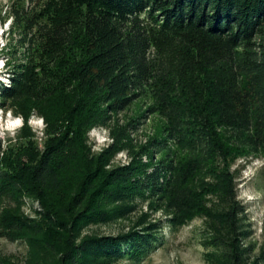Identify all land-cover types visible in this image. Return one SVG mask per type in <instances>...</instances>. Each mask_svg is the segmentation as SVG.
I'll return each instance as SVG.
<instances>
[{
	"label": "trees",
	"instance_id": "1",
	"mask_svg": "<svg viewBox=\"0 0 264 264\" xmlns=\"http://www.w3.org/2000/svg\"><path fill=\"white\" fill-rule=\"evenodd\" d=\"M42 1L31 13L13 9L27 62L0 98L32 102L56 137L38 158L11 143L5 150L0 138V202L19 205L27 195L45 224L9 210L0 219L7 235L47 231L63 245L59 264L139 262L161 243L157 224L76 242L78 228L134 208L108 210L109 201L163 197L182 213L211 195L221 232L212 255L221 264H264V249L254 255L246 242L234 168L264 156V0ZM140 98L149 100L143 118L164 121L151 146L157 156L107 169L115 144L89 158L87 130Z\"/></svg>",
	"mask_w": 264,
	"mask_h": 264
},
{
	"label": "rangeland",
	"instance_id": "2",
	"mask_svg": "<svg viewBox=\"0 0 264 264\" xmlns=\"http://www.w3.org/2000/svg\"><path fill=\"white\" fill-rule=\"evenodd\" d=\"M42 3V0H0V89L2 85L9 86L12 77L27 62V45L22 42L23 28L15 24L13 9H24L31 13ZM148 103L147 98H140L125 110L108 113V120L91 126L86 132L88 157L97 158L108 146L115 144V149L105 157L107 169L126 165L133 159L149 163L152 154L156 157L151 146L153 138L163 132L164 121L158 115L143 118ZM48 109L52 113L55 107L49 106ZM25 111L30 114L28 129L24 127L26 118L22 112ZM138 116L140 125L130 126L131 120ZM47 130L44 116L38 114L32 102L25 98H0V138L3 139L5 150L11 143L38 158L52 138L56 137ZM164 154L165 151H162L159 156ZM151 162L153 164L154 160ZM234 168L238 180V200L244 206V224L249 233L246 242L252 245V254L256 255L264 249V156L252 153L247 158H240ZM130 204L134 205L132 210H123L107 222L81 225L76 233V242L92 235L118 236L154 223L158 225L161 243L139 262L92 257L86 264H221L212 255L216 248L211 241L213 234H221L216 228L217 220L212 215L220 210L217 197L206 195L197 212L185 208L182 213H176L169 209L163 197L144 199L138 196L129 201H109L103 203V207L114 210ZM9 210L45 224L39 214L41 204L27 195H24L19 205L2 200L0 219ZM6 232L7 229L4 230L0 223V261L7 264H59L58 253L63 245L54 236L48 235L47 231L40 234L19 231L15 232L13 238Z\"/></svg>",
	"mask_w": 264,
	"mask_h": 264
},
{
	"label": "bare ground",
	"instance_id": "3",
	"mask_svg": "<svg viewBox=\"0 0 264 264\" xmlns=\"http://www.w3.org/2000/svg\"><path fill=\"white\" fill-rule=\"evenodd\" d=\"M12 123H15V121H13V120H10Z\"/></svg>",
	"mask_w": 264,
	"mask_h": 264
}]
</instances>
